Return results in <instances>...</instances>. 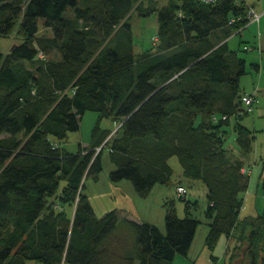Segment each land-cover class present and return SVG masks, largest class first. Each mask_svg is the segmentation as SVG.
I'll use <instances>...</instances> for the list:
<instances>
[{"label": "trees", "instance_id": "trees-1", "mask_svg": "<svg viewBox=\"0 0 264 264\" xmlns=\"http://www.w3.org/2000/svg\"><path fill=\"white\" fill-rule=\"evenodd\" d=\"M142 1L0 0V38L16 30L22 40L5 57L0 50V264H173L188 256L199 221L174 208L165 234L116 209L96 215L83 190L86 178L99 177L106 147L116 167L110 180L130 181L140 198L171 182L177 157L184 177L207 188L206 245L239 229L231 263L264 264V212L239 219L253 137L240 121L250 113L241 94L246 61L228 47L248 28L251 7L171 0L153 9L154 48L136 55L131 15ZM40 19L52 37L37 36ZM89 111L100 114L91 145L62 150ZM106 119L121 124L114 136ZM230 133L241 158L226 147ZM180 199L187 211L198 206Z\"/></svg>", "mask_w": 264, "mask_h": 264}, {"label": "rangeland", "instance_id": "rangeland-1", "mask_svg": "<svg viewBox=\"0 0 264 264\" xmlns=\"http://www.w3.org/2000/svg\"><path fill=\"white\" fill-rule=\"evenodd\" d=\"M94 1L96 0H92V2ZM170 1L143 0L141 3L138 2L134 5L131 25L133 51L136 55L151 52L154 48L156 43L154 38L158 35L159 25L157 14L152 13L153 9L169 4ZM249 1L256 3L258 11H264V0ZM178 5L180 4L178 3ZM70 15L69 13L68 16ZM37 36L43 39L52 37V30L44 26L42 19L39 20V33ZM21 42L22 40L17 35L16 30L9 36L1 37L0 50L4 57L10 53L14 45ZM241 42L243 44L241 51H239ZM244 45L247 46L248 50H244ZM228 47L231 51L239 52V58L246 61V72L241 79V94H253L254 91H257V101L253 111L249 114H244L240 120L242 126L247 128L253 137L252 153L245 158V168L249 170L248 184L246 190L240 196L242 208L239 219L244 220L246 217L255 218L264 212V19L260 28L258 23L250 24L247 29L242 31L241 35L232 36L228 40ZM49 57H56V53L51 54ZM24 66L29 70L34 68L30 63H25ZM99 117L100 114L98 112H86L82 117L81 129L78 132L69 133L68 138L62 142L61 149L70 153H77L80 145L83 147L90 146L92 143V132ZM199 121L200 117L197 123ZM102 127L112 132L117 128L114 122L107 119L102 122ZM3 136L6 135H0V138ZM235 138V135L230 133L226 147L235 157L241 158ZM169 164L173 170L169 184L157 185L148 195V199L138 197L134 203L125 202L115 192V186L122 187L128 193H130V190L136 192L135 188L127 180L117 183L110 180V173L116 167L112 162L110 148L106 147L102 154L103 169L98 178L88 177L85 179L83 193L95 206L97 215L115 210L118 204L124 205L130 207L131 210L129 212H121L122 214L131 218L142 217L140 220L155 225L163 234L166 233L165 219L168 208H174L176 215L181 219L187 217L197 219L199 226L188 256H178L173 264H236V262L231 263L233 262L231 258L235 246H241L240 239L237 240L239 229H234L230 237L223 235L214 248L206 245V237L212 221V217L207 213L209 207L207 188L202 181L190 180L184 177L182 165L177 157H172ZM179 183L187 186V200L192 202L191 206L194 205V202H198V206L191 208L190 211H187L186 202L181 200L177 194L176 187ZM146 201L149 205L145 203ZM64 210L69 217H73L75 211L73 206L67 205ZM123 234V231L122 234L120 232L116 233V237L120 238ZM118 239L113 238V242ZM131 242L132 237L130 236L127 243L130 244ZM239 250V256L243 255L241 252L243 248ZM244 262H241V264H244Z\"/></svg>", "mask_w": 264, "mask_h": 264}, {"label": "crops", "instance_id": "crops-1", "mask_svg": "<svg viewBox=\"0 0 264 264\" xmlns=\"http://www.w3.org/2000/svg\"><path fill=\"white\" fill-rule=\"evenodd\" d=\"M246 1V3H247V5L248 6H250L257 14H259L260 15V20H259V22H250V24H254V23H258V26H259V28L261 27V23H262V20L264 19V11H258L257 9H256V3H254V2H251V1H249V0H245ZM250 24H249V26H250ZM248 26V27H249ZM259 32H260V29H259ZM260 34V33H259ZM236 35V34H235ZM234 36V35H233ZM261 38V37H260ZM155 41V40H154ZM257 92V91H256ZM256 92L254 91L253 92V94L256 96V101H257V95H256ZM255 106V105H254ZM246 171H247V174L249 173V170H247V169H245ZM249 175V174H248ZM131 183V182H130ZM157 186V185H156ZM155 186V187H156ZM155 187L152 189V191L155 189ZM115 188H116V193H118L117 195L121 198V200L123 201H125V202H127V201H130V202H132V203H134L135 201H136V199L139 197L138 196V194L136 193V192H134L133 190H130V193H128L127 191H125L122 187H118V186H115ZM151 191V192H152ZM140 198V197H139ZM143 199V198H142ZM148 199V198H147ZM146 204L148 203L147 201L145 202ZM93 205V204H92ZM147 205H149V204H147ZM93 207H95L94 205H93ZM95 209V212H96V208H94ZM114 210V209H113ZM116 210H119L120 212H129L130 210H131V208L130 207H126V206H124V205H117V207H116ZM103 212H105V211H103ZM106 213H108V212H106ZM106 213H101V214H99V215H97L98 217H102V216H104ZM102 214H104V215H102ZM122 214V213H121ZM122 216H125L124 214H122ZM127 218H129V219H132V220H137V221H139V222H145L144 220H140V219H142V217H138V218H131L130 216H126ZM176 260H177V257H176ZM175 261V260H174Z\"/></svg>", "mask_w": 264, "mask_h": 264}, {"label": "built area", "instance_id": "built-area-1", "mask_svg": "<svg viewBox=\"0 0 264 264\" xmlns=\"http://www.w3.org/2000/svg\"><path fill=\"white\" fill-rule=\"evenodd\" d=\"M200 1H202L204 3H215V2H217L219 0H200ZM247 17L250 19L251 22H254V21L259 22V20H260V15L257 14L252 8H249ZM154 40L156 41V38ZM41 57H43V55H41ZM243 103H244V106L246 107V109L249 112H252L253 108H254V105L256 103V96L254 94H246V95H244ZM115 125H116L117 128L115 129L114 132H112L111 136H114L117 133V130L121 126V124H119V123H115ZM244 172L247 173L246 170H244ZM176 190H177V194H178L179 198L187 199L188 191H187V189H186V187L184 185H178L176 187Z\"/></svg>", "mask_w": 264, "mask_h": 264}]
</instances>
